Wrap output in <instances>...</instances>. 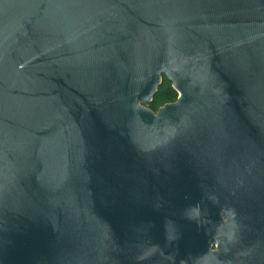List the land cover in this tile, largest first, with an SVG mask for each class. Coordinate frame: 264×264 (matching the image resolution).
<instances>
[{
  "label": "water",
  "instance_id": "water-1",
  "mask_svg": "<svg viewBox=\"0 0 264 264\" xmlns=\"http://www.w3.org/2000/svg\"><path fill=\"white\" fill-rule=\"evenodd\" d=\"M0 264H264V0H0Z\"/></svg>",
  "mask_w": 264,
  "mask_h": 264
},
{
  "label": "trees",
  "instance_id": "trees-1",
  "mask_svg": "<svg viewBox=\"0 0 264 264\" xmlns=\"http://www.w3.org/2000/svg\"><path fill=\"white\" fill-rule=\"evenodd\" d=\"M176 97V91L171 88L170 82L163 76L162 83L158 86L152 101L147 106L156 111L159 106L175 101Z\"/></svg>",
  "mask_w": 264,
  "mask_h": 264
}]
</instances>
